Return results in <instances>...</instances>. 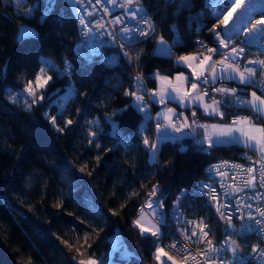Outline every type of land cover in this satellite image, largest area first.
Listing matches in <instances>:
<instances>
[{"label":"trees","instance_id":"1","mask_svg":"<svg viewBox=\"0 0 264 264\" xmlns=\"http://www.w3.org/2000/svg\"><path fill=\"white\" fill-rule=\"evenodd\" d=\"M142 2L155 31L129 46L128 65L120 57L113 63L101 57L86 62L74 53L78 31L64 0H23L20 12L9 0H0V264H78L89 257L101 264H155L156 246L169 234L160 228L157 241L149 234L142 237L134 225L154 186L153 198L163 197L164 212L183 189L186 215L204 219L208 238L219 236L196 182L206 178L209 161L241 159L243 148L226 144L205 149L186 137L160 143L151 162L143 139L154 140L153 123L125 95L134 90L139 74L154 89V71L169 76L187 72L173 59L196 53V38L211 43L215 20L203 0ZM196 23L203 24L198 32ZM18 24L33 28L36 37L19 40ZM158 37L171 43L170 55L154 52ZM109 52L115 48L106 47L103 55ZM43 58L58 70L69 66L63 76L49 72L47 94L60 88L51 99L66 86L73 88L61 110L46 99L29 109L10 100L34 80ZM237 112L263 124L246 108ZM45 113L55 117V124Z\"/></svg>","mask_w":264,"mask_h":264},{"label":"snow or ice","instance_id":"2","mask_svg":"<svg viewBox=\"0 0 264 264\" xmlns=\"http://www.w3.org/2000/svg\"><path fill=\"white\" fill-rule=\"evenodd\" d=\"M96 3H99V0H95ZM111 4H116L118 0H108ZM76 4H80V0H75ZM251 0H249V4ZM136 5L133 8V5ZM119 6L122 9L130 10V15L128 11L125 12L124 16H117L113 20L109 21V24L114 25H125L126 19H131L136 21L135 25L128 26L125 25L119 29L120 35H116L114 32L109 31L104 23L96 22L92 24L86 21L81 15L78 23L80 26V31L85 36H91L92 38H96L99 34L101 36L107 35L109 39L113 43H117L118 46L123 51L125 45L124 41H131L135 37H143L147 38L151 35L152 32L155 31L153 26L151 25V21L144 17L140 16L139 19L137 17L142 12V9L138 5V0H119ZM187 7V4L184 5ZM225 11L230 7L231 12L228 15H224V12H216L213 15H224V19L221 21L225 27V36L230 35L228 32V24L227 21L231 15H248L250 27L246 28V32L249 36H255L257 38L264 37V13H260V18L256 19L255 22H252L251 13L256 11L255 8L249 7V5H242L240 0H227L225 4ZM245 9L244 13H237V9ZM107 14V10H105ZM141 23L144 27H141ZM215 34V39L219 42V47L223 49H227L229 44L227 43L226 38L222 39L220 34L216 32V28L212 29ZM134 34V35H133ZM157 43L163 47H161V52L165 54H169L171 49L165 46V41L163 37H161ZM208 53H217V48H206ZM244 53V48H232L231 52L221 53L223 55V59L219 61H212L211 56H204L203 59L199 60V64L197 66H193L192 61L197 58L191 55H181L177 57V63H183L187 65L192 70V75L195 77V81L191 82L190 90L186 89L184 85L189 82L190 78L184 76L183 74L177 75L175 77L176 83H173L167 76H161L158 72L155 73V79L159 81V87L150 92L148 95L150 99L145 102L144 95L137 94L139 89L144 87V78L140 75L135 77V84L133 86V91H126L125 95H131L134 98V103L131 105L138 112H146L149 104L158 102L161 105H165L166 101H176L179 103L181 108H189L192 107L194 110L192 111V117H196V110L199 108L203 109V114L206 116H217L219 115L221 119L224 117V112L221 110L222 106L228 104H240L242 106H246L249 110L259 116L264 114V98L258 96L255 91L251 94V100L243 99L238 93L236 88H213V91L220 95V99L215 96L211 97L210 101H206L205 97L209 96V92L205 89L204 91H200L203 89L205 85L215 84L217 79L219 80H227V81H235L238 78L239 84L248 85L252 84V77L256 74V69L253 67H245L243 70L240 69V59L242 54ZM123 56L128 58L129 62L131 61V57L127 51H123ZM211 61V63H209ZM249 65H259L262 70H264V60H250L248 61ZM220 66L219 68L217 66ZM199 68V71L197 70ZM208 70V76H205V70ZM41 73L45 72L44 68H41ZM261 75L264 76V71H261ZM211 77V79H209ZM37 81H41V77L37 76ZM51 79V77H48ZM47 80H43L42 84H47ZM31 82H29L30 84ZM170 89V91H169ZM29 95H33L31 87L27 89ZM172 93H175L173 96ZM43 99V97H40ZM31 104L36 103V100L33 99ZM116 115V113H113ZM176 113L173 108H166L163 113V120L165 124L164 128H172L174 131L180 132L184 128H190L188 118L184 117V122L179 123L174 117H176ZM180 115H183L182 113ZM52 123L55 124L56 119L52 117ZM111 119V118H109ZM161 119V113H157V120ZM255 116H244V117H236L232 120V123L229 125H217L212 124L210 127L214 131H218L221 134L232 136L234 140L239 142L243 141L244 147L246 149L252 150L259 156V167L258 169L254 167H248L246 169H241L242 172L247 173V179L244 181L245 186L253 192V195H249L247 197L248 200L254 201L258 206L253 208L252 203H247L242 201V199H236V211L244 208L247 210L248 219L253 221L254 226H247L245 231L247 232H259L264 234V193L256 192L257 187L264 188V127L257 126L254 122ZM90 124L96 123L95 121H89ZM195 120L193 119L191 124L195 125ZM67 124H72L71 120L67 121ZM200 127H205L206 129L209 127L208 125H199ZM115 128V125H114ZM162 125L158 122L156 125V131L159 134L161 132ZM62 130V129H58ZM143 127L141 128V132H143ZM233 134H238V136H233ZM89 135L95 137L97 133L89 132ZM159 135L157 136L156 141L150 142L147 137H144L143 144L145 147L151 149V155L153 160L155 159L156 153L159 151L158 149V141ZM205 139L209 140V147L213 146L211 142V137L209 135H205ZM93 140H90L89 143H93ZM96 147H100L99 144ZM240 168L241 166H234ZM259 171V184L257 185L256 180L257 177L253 175L254 171ZM81 172L85 171V168L80 169ZM91 175V173H88ZM226 175V174H225ZM221 187H224L223 185ZM228 188H232V185H228ZM203 189H207L208 193H210V198L214 201H217L215 205L217 213L220 215L221 219H225L229 221V228H231V219L233 216L232 211H222V209H230L232 207L231 197L237 195V191H244L243 188L233 189L231 192L225 190L223 196L228 200L227 203H222L217 194L215 188L210 187L207 184H202ZM158 188L154 186L152 190L148 193L146 198L145 207L150 209L151 211L145 212L144 207L140 209V217L134 221V224L140 230V235L144 237L145 233H149L152 237H155L158 241L162 236L160 233V226L165 223V217L158 212V208L163 207V197L161 196L157 200L151 199L156 196ZM183 189L181 190V194L183 193ZM176 200H180V195L176 197ZM255 212L256 215L253 216L252 213ZM241 218H243L241 216ZM146 220V224L144 221ZM189 223H193L189 221ZM201 227L199 234L197 231L192 230L191 235L188 236L185 233H181L184 235L185 241L191 242L192 244L199 245L204 243L207 240V243L203 249L198 250V252L193 255L188 252L186 245H180L178 242H174L170 246V251L173 253L169 255V252L165 250V248L157 246L154 253V259L159 262V264H166V262L161 261V257H166L167 261H170L171 264H178V260H183L187 262V264H225V254L228 252L232 253V256L228 259L227 264H232L233 260L240 261V264H245L247 258L241 257L239 255L240 245L237 244L235 240H232L230 237L227 240L222 241L219 247L213 245V242L208 237L210 233L205 231L204 228L206 225L203 224V221L200 222ZM192 237H196L195 240ZM156 242V241H153ZM115 251V249H114ZM128 255V253L122 254V258ZM251 258L255 261V264H264V248H260L257 245L252 246ZM78 264H101L100 261L89 257L87 260L81 259Z\"/></svg>","mask_w":264,"mask_h":264},{"label":"built area","instance_id":"3","mask_svg":"<svg viewBox=\"0 0 264 264\" xmlns=\"http://www.w3.org/2000/svg\"><path fill=\"white\" fill-rule=\"evenodd\" d=\"M71 10L76 26L78 31V39L74 45V53L81 57L84 61L89 62L93 59L99 58L103 55L104 49L106 47H113L115 48V53L127 62L129 65L128 58L123 56V51H127L129 53V46L137 43L141 40H144L143 37H135L131 41H124V49L123 51L118 46L117 43H113L111 39L105 34L103 36L97 35L96 38H92L91 36H85L80 31V26L78 23V20L80 16L82 15L83 18L92 23L95 24L96 22L104 23L105 27L111 31L114 32L116 35H120L119 29L125 25L133 26L135 25L136 21H133L131 19L125 20V25H114L109 24L108 22L113 20L117 16H124L125 12L128 11V14L130 15V10L122 9L119 6V0L116 4H111L108 2V0H99V3H96L95 0H80V4H76L75 0H64ZM242 5H249V7H253L256 9V11H253L251 13V19L252 22H255L256 19L260 18V13H264V0H251V3L249 4V0H240ZM227 3V0H203V5L205 9L207 10V14L211 19L215 20V28L216 32H218L222 39L226 38L225 36V27L224 24L221 23V21L224 19V15H228L229 12H231V8L229 7L227 11H225V4ZM138 5L142 9V12L139 14L137 19L140 18V16H144L148 18L151 21V25L154 28L152 19L147 13V10L142 2V0H138ZM136 5H133V8H135ZM105 10H107V14L105 13ZM245 9H237V13H244ZM216 12H224V15H213V13ZM228 24V32L230 33L229 36H227L226 40L229 44V47L227 49H223L219 47V42L215 39V34L210 30V40L211 43L207 42L203 38H196L195 39V47H196V53L198 54V58L203 59L204 56H211L212 60L219 61L223 59V55L221 53L231 52L232 48H244V53L241 56L240 59V69L243 70L245 67H253L256 69L255 76L252 77V84H249V89L251 91H255L257 95L264 98V76L261 75V71H264L261 69L259 65H249L248 61L250 60H264V37L257 38L255 36H249L246 32V28L250 27L251 24L249 23V16L241 14L239 16L237 15H231L227 21ZM141 27H144V25L141 23ZM203 26L202 23H196L195 31L198 32L201 27ZM154 32L151 33V35ZM134 35V34H133ZM217 48V53H208L206 48ZM158 71H154L151 73L150 77L155 78V73ZM142 76L141 74H139ZM205 76H208L206 74ZM143 77V76H142ZM211 79V77H209ZM199 83V82H198ZM213 88H215V84H209L205 85L203 89H200V91H204L205 89L209 92V96L212 97L215 91H213ZM154 91V89L148 88L145 81H144V87L142 89L138 90V94L144 95V98L148 101L150 99L149 93ZM153 104V103H152ZM194 109L190 107L186 113L190 114L192 116V111ZM181 113H178L175 117V119L178 122L183 123V118L186 117V114L180 115ZM244 116H250L252 115H244ZM238 116L231 115L228 117V120L232 123V120ZM195 120V119H194ZM192 120L189 122L191 125L190 128H184V132L186 134V137L190 138L192 142L198 146V147H206V145L210 142L209 140L205 139V135L210 134V128L207 129L205 127H200L199 125H208L209 123L207 121L203 120H195V125L191 124ZM157 123L153 122V128H156ZM243 151L241 153V159H231V158H215L211 161H209L205 167H204V173L206 175L205 179H200L196 182V188L201 193V195L205 199V205L207 206L209 212L212 214L214 220L219 225L220 233L219 236L216 238L214 236L213 238H209L212 240L213 245L216 247H219L222 243V241L229 239V237L232 240H235L237 244H239L240 250L239 255L241 257L247 258L245 261V264H255V261L251 258V250L253 245H257L260 248H264V234L257 232H247L245 231V228L247 226H254L253 221L248 219V213L247 210L244 208L239 209V211H236V199L240 198L242 201H245L247 203H252L253 208H256L258 205L252 201L248 200L247 197L249 195H253V192L250 191L246 186L244 181L247 179V173L242 172L241 169H246L248 167H254L258 169L259 167V156L253 152L252 150L246 149L245 147H242ZM241 166L240 168L234 167V166ZM226 174V175H225ZM253 175L257 177L256 183L259 184V171H254ZM202 184H207L212 188H215L217 191V194L220 198V201L222 203H227L228 200L225 199L223 196V193L225 190L231 192L233 189H240L243 188L244 191H237V195L234 197H231V203L232 207L230 209H222V211H232L233 216L231 219V228H229V221L225 219H221L220 215L216 211L215 205L217 204V201H214L210 198V193H208L207 189L202 188ZM224 187H221V186ZM228 185H232V188H228ZM256 192L264 193V188L257 187ZM180 200L177 201L176 199L173 200L170 207L167 209V211L159 212L161 215L165 217V223L160 226V228L164 229L170 236V238L162 243V245L171 253L173 254L169 249L170 246L174 242H178L180 245H186L188 252L195 255L198 250L203 249L207 243V240L204 241V243L199 244L198 246L195 244H192L191 242L185 241L184 235L181 233H185L186 235L190 236L191 231L195 230L199 234L201 224L200 222L203 221V224H205L204 219L201 216L191 217L186 215L184 210L181 208V202L184 196V193L179 194ZM144 207L145 208V202H142L139 206V212L140 209ZM253 216L256 215L255 212L252 213ZM241 216L243 218H241ZM189 221L193 223H189ZM205 231L209 232L207 230V226L204 228ZM211 231V230H210ZM213 235V234H212ZM193 240L196 239V237H192ZM232 256L231 252H228L225 254V264H227L228 259ZM184 264H187V262L181 260ZM232 264H240V261L233 260Z\"/></svg>","mask_w":264,"mask_h":264},{"label":"crops","instance_id":"4","mask_svg":"<svg viewBox=\"0 0 264 264\" xmlns=\"http://www.w3.org/2000/svg\"><path fill=\"white\" fill-rule=\"evenodd\" d=\"M154 52H155V49H154ZM191 54H195V53H191ZM176 61H177V57H175L173 59V63L178 65V66L185 65L183 63H179L178 64ZM212 61H214V60H212ZM209 63H211V61ZM185 67L188 69V67L186 65H185ZM217 67L219 68L220 66L218 65ZM186 71H187L186 73L188 74V76L190 78L188 84L191 83V82H197L198 83V81H195L193 79L192 73H191L192 71L190 69L186 70ZM204 74L205 75L208 74V70L207 69L205 70ZM155 82H156V80H155ZM220 87L236 88L237 89V93L243 99L246 98V100H249V99L251 100V94H252L253 91H251L249 89V84L248 85L239 84L238 78L235 81H227V80H223L222 81V80L217 79V81L215 82V88H220ZM156 89H157V86H155L154 91ZM213 96H215L218 99L221 98L220 95L218 93H216V92L213 94ZM210 99H211V97L210 98L209 97H205L206 101H210ZM133 103H134V98L132 100V104ZM153 105L155 106V110L154 111H152L150 106H149L147 111L143 112V113L146 115V117H148L152 121V123L153 122H155V123L159 122L162 125L161 132L159 134L157 133L156 128L153 129L154 130V140L153 141L157 140V136L158 135L160 137L159 141H158V146H159L160 143H162L164 141H179L181 139H185L186 138V134L184 132V129H182L180 132H177V131H174L172 128H164L163 127V125L165 124V121L163 120L162 116H163V113L165 112V109L166 108H173L176 114H178V113L186 114V117L188 118L189 122L191 120H193V119L207 121L209 123V128H210L211 142L213 143L212 147L223 146V145H226V144H233V145L238 146V147H244V144H243L242 140L237 142L236 140L233 139L232 136H230L228 138H226L224 136H217V135L215 136L213 134V132H212V128L210 127V125L216 124L217 122H219L220 124H223V123L231 124V122L228 120V117L231 116V115H236L238 117H244V114H242V113L239 114L237 111L240 108H246V109L249 110V108L246 107V106H242L240 104H235V105L228 104V105L222 106L221 110L224 112V117H223V119H221V118H219L220 117L219 115H217V116H206V115H204L202 108H199L198 110H196V113H197L196 117H192V116H190V114L186 113V111L190 107L186 108V109L185 108H181L178 104H176L175 102H172V101H166L165 105H161L160 103L155 102V103H153ZM157 113H161V119L159 121L157 120ZM259 117L262 119L263 124L256 123V122L255 123L257 124V126L264 127V114L259 115ZM174 119H175V117H174ZM183 121H184V118H183ZM179 123H181V122H179ZM233 136H238V134H233ZM218 142H220V143H218ZM212 147H209V143H208L206 145L205 149H210ZM155 160H156V157H155ZM160 233H161V229H160ZM145 234H148V233H145Z\"/></svg>","mask_w":264,"mask_h":264},{"label":"rangeland","instance_id":"5","mask_svg":"<svg viewBox=\"0 0 264 264\" xmlns=\"http://www.w3.org/2000/svg\"><path fill=\"white\" fill-rule=\"evenodd\" d=\"M11 3H12V5L14 6V8H15V10L16 11H18V12H20V6L22 5V3H23V0H9ZM29 11H27V13H28ZM160 39V37H158L157 39H156V43H155V47H154V49H155V52H156V54H158V55H161V56H168V55H170L171 54V51H170V53L169 54H165V53H163V52H161V47H163V46H161V45H159L158 43H157V41ZM165 41V40H164ZM174 41H177V37H176V35H175V37H174ZM165 46H167L168 48H170L171 49V43H169V42H167V41H165ZM188 55H191V56H194V57H196L197 59L196 60H194V61H192V64H193V66L195 67V66H197L198 64H199V58H198V54L197 53H195V54H188ZM118 58V55L116 54V53H113V52H109L108 54H104V55H102L101 56V59H103L104 61H106V62H108V63H113L116 59ZM187 66V65H186ZM69 66H66L64 69H60V70H58L57 69V67L52 63V61H50L49 59H46V58H43L42 59V67L41 68H44L45 69V72L44 73H41V71H39L38 72V74H37V76H40L41 77V81L40 82H38L37 81V76L34 78V80H32L31 81V83L29 84H27V85H25L21 90H19V91H17L16 93H14V94H11L10 95V100H11V102H14V103H16V104H18V105H20L22 108H24V109H29L30 107H32V106H34V105H37V104H40V103H42L44 100H45V98H46V95H47V85H48V83L51 81V79H48V77H50V74H49V72L50 71H56V73H57V75L58 76H63V75H65V74H67V68H68ZM180 67H183V68H185L186 70H189L190 68L188 67V69L185 67V65H180ZM41 70V69H40ZM191 70V69H190ZM198 71H199V68L197 69ZM192 71V70H191ZM192 73V72H191ZM180 74H183L184 76H186V77H188L189 78V76H188V74L186 73V72H176V73H174L173 75H172V77L171 76H169V75H166V74H160L161 76H167L173 83H176V80H175V77L177 76V75H180ZM192 77H193V75H192ZM193 79L195 80V77H193ZM43 80H47L48 82H47V84H42V81ZM156 80V79H155ZM156 86H157V88L159 87V81H157L156 80ZM29 87H31V90H32V92H33V95H29V92L27 91V89L29 88ZM184 87L186 88V89H188V90H190V87H191V83H186L185 85H184ZM169 91H170V89H169ZM73 94V88L70 86V85H68V86H66V88H65V90H64V92L61 94V95H59L58 97H56V98H54V99H49L50 100V102H49V105H53V106H55L58 110H61L62 109V107H63V105L65 104V102L67 101V99L71 96ZM138 94V93H137ZM172 95L174 96L175 95V93H172ZM40 97H43V99H41ZM33 99H35L36 100V103H34V104H31L30 102L33 100ZM244 99H246V98H244ZM250 100V99H249ZM172 102H175L176 104H178L179 105V103L178 102H176V101H172ZM180 106V105H179ZM183 111V110H182ZM45 116L48 118V120L51 122V124L53 125V123H52V119H51V117L48 115V113H45ZM220 118V117H219ZM218 123V124H217ZM216 124L217 125H221V126H224V125H229L228 123H223V124H220L219 122H217ZM212 132H213V134L216 136H224V137H226V138H228V137H230L229 135H224V134H221V133H219L218 131H214L213 129H212ZM218 143H220V142H218ZM155 157H156V155H155ZM148 158H149V161H151V162H153L154 160H153V157H152V155H151V149L149 150V156H148ZM151 199H153V200H155L153 197L151 198ZM145 204H146V202H145ZM146 208V207H145ZM158 210V212H161L162 213V208H158L157 209ZM149 211H151L150 209H145V212H149ZM140 215H141V213L139 212V215L136 217V219L134 220V221H136L139 217H140ZM144 223L146 224L147 222H146V220L144 221ZM135 225V224H134ZM136 226V225H135ZM232 226V225H231ZM139 229V228H138ZM209 228H208V225H207V230H208ZM149 234V233H148ZM160 243V242H159ZM157 246H160V247H163V248H165L163 245H161V244H158ZM156 246V247H157ZM165 250L166 251H168L166 248H165ZM169 252V251H168ZM169 255H172L170 252H169ZM161 261H163V262H166V264H171V262L170 261H167V258L166 257H161ZM155 264H159V262H157L156 260H155ZM178 264H184L181 260H178Z\"/></svg>","mask_w":264,"mask_h":264},{"label":"water","instance_id":"6","mask_svg":"<svg viewBox=\"0 0 264 264\" xmlns=\"http://www.w3.org/2000/svg\"><path fill=\"white\" fill-rule=\"evenodd\" d=\"M18 29V39H25V38H32V37H36V32L34 31L33 28L25 25V24H18L17 26ZM60 91V88H56L53 91H50L47 95H46V100L51 99L52 97H54L55 95H57Z\"/></svg>","mask_w":264,"mask_h":264}]
</instances>
